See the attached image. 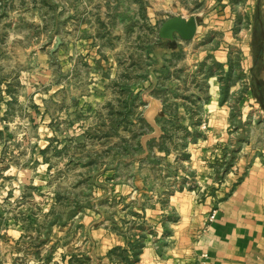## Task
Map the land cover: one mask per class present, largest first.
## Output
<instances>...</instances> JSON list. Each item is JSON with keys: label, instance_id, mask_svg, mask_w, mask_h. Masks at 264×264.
<instances>
[{"label": "crops", "instance_id": "crops-1", "mask_svg": "<svg viewBox=\"0 0 264 264\" xmlns=\"http://www.w3.org/2000/svg\"><path fill=\"white\" fill-rule=\"evenodd\" d=\"M123 1L0 0V45L13 53L31 45L28 69L43 71V85L25 92L39 125L26 166L76 175L64 185L75 195L47 196V176L37 183L22 165L7 167L0 264H198L202 253L209 264H264V49L254 67L252 48L259 24L264 48L259 0L232 3L241 22L234 0H204L202 19L170 16L197 22L178 61L174 41L142 31L150 12L182 11L178 0ZM233 47L247 63L238 74L245 79L227 86ZM241 90L234 118L230 103ZM152 98L164 107L163 135L144 155L140 141L152 130L142 115Z\"/></svg>", "mask_w": 264, "mask_h": 264}, {"label": "rangeland", "instance_id": "rangeland-1", "mask_svg": "<svg viewBox=\"0 0 264 264\" xmlns=\"http://www.w3.org/2000/svg\"><path fill=\"white\" fill-rule=\"evenodd\" d=\"M111 0V3H119V4H126L127 1L123 0ZM134 1V0H132ZM58 4L57 2H55ZM134 3V2H133ZM178 3L180 5V8L182 11H170L168 13H152L150 12V17L144 18L142 31H145L147 35L153 36L154 39H157V31L159 28V25L161 22H164L167 18H169L172 15L175 14H183L184 16L191 15H198V19H202V14L204 16L208 13V5H205L204 0H178ZM237 4L236 1L229 2L228 5L234 10L233 14L235 17V21L237 22L238 19L241 22V18L239 17V13L237 11V7L234 4ZM138 4V3H136ZM241 4V3H239ZM259 10L264 12V0H259L258 2ZM53 5V4H52ZM240 6V5H237ZM206 10V11H205ZM145 15V12L144 14ZM264 18V15H263ZM53 25H56L58 23V20L52 19ZM147 23V24H146ZM238 27H242L241 23L236 26L234 25L233 29L236 30ZM249 28L246 26L245 30L247 31ZM138 31V30H137ZM235 32V31H234ZM210 35V34H209ZM207 35V36H209ZM195 36H198L196 33ZM236 39V37H235ZM174 42L175 48L177 49V58L176 61L181 60L184 57L185 47L189 46V42H181L180 39L177 37L175 38ZM57 43V42H56ZM182 43V44H181ZM191 43V42H190ZM178 44V45H177ZM29 44H19L15 45L16 50L19 49V52H16L14 50L10 49L11 45H0V50H3L4 54L2 57H0V179L2 178V174L6 175L9 179H11L10 174H13L9 171H6L7 167H21L27 168L30 170L28 171V175L31 177V179H35L37 183H43L44 178L47 176L50 181L49 184H47L46 189H43L41 192L48 193L47 196H49V193L57 191L59 194L64 195H75L74 189L66 188L64 186L67 183H73V181L76 178L75 173H63L61 171L56 172L55 170L49 175L48 172H45L41 162L39 163L36 161L34 162V166H26L25 161L28 159L26 158L27 153L31 151V148L35 146L38 140H35L36 134L38 131V124L33 123L32 117H34L35 111H31V107L28 105L27 97H25L27 92V86L30 84V89H36L38 88L37 85L41 86L43 85V71L35 69V71L32 69H28V63L29 61L25 58V55L23 54V49L29 48ZM38 46V44H36ZM42 50L44 48L48 49H54L56 50L59 47V44H51V45H41ZM201 46V45H200ZM50 51V50H49ZM240 52L236 50L235 47H233L231 50H229V60H228V70L229 73L231 70H233V74L230 75L229 73H226L224 76V84L227 86H230L231 81L233 80H243L245 79L244 76H239V71L241 67H246L244 61L240 56ZM13 57V58H12ZM35 62V61H34ZM50 63H52L55 67V71L53 72V75H55V78L52 80L58 81L59 75H58V65L59 60L55 57L49 60ZM139 61H133V63H137ZM166 62V61H165ZM168 62L171 63L170 60ZM33 63V61H31ZM35 63H38V66L40 64H44V59L39 58L36 60ZM37 66V67H38ZM139 70V64L137 63L135 66ZM30 81V82H29ZM189 79L186 78L185 81H183L184 87L186 86V82H188ZM194 81H197V77L194 78ZM199 81V80H198ZM36 83V84H35ZM182 84V83H181ZM5 89V91H3ZM186 91V88L184 89ZM181 93H186V92ZM242 90L237 94V97H234L231 100V108L233 111V117H237V112L235 105L238 104V101L241 98ZM187 95V93H186ZM31 96V95H30ZM32 98V96H31ZM38 98V97H37ZM182 100V99H181ZM30 110V111H29ZM53 110V109H52ZM56 111L57 109L54 108ZM54 114V113H53ZM233 118V119H234ZM252 120H254L252 118ZM182 124L175 123L173 127H171V130L174 131V129L178 130L176 127H181ZM195 126V125H194ZM182 127H187L186 124ZM144 130V128L142 127ZM142 129H138L142 132H144ZM55 130H59V125H56ZM241 130V129H239ZM114 128L111 126V133L113 134ZM240 133V131H239ZM247 130H244L243 134H246ZM240 135V134H239ZM246 137V136H245ZM177 144V142H176ZM179 144V143H178ZM174 147V146H173ZM56 159L59 157H55ZM59 163V161H57ZM39 166V168H38ZM39 169V170H37ZM37 170V171H36ZM6 171V172H5ZM68 176V177H67ZM24 178V177H21ZM8 179V180H9ZM6 180V179H4ZM4 190V189H3ZM32 193V188H25L24 192ZM1 192V191H0ZM5 192V190H4ZM36 196L40 195L37 193V191H33ZM41 197L43 194L40 195ZM39 196V197H40Z\"/></svg>", "mask_w": 264, "mask_h": 264}, {"label": "water", "instance_id": "water-1", "mask_svg": "<svg viewBox=\"0 0 264 264\" xmlns=\"http://www.w3.org/2000/svg\"><path fill=\"white\" fill-rule=\"evenodd\" d=\"M197 32V22L194 16L184 19L179 16H174L164 21L158 30V37L165 42H173L176 37L182 41H191ZM164 107L160 100L152 98L145 107L142 118L145 123L151 128V133L143 135L140 145L147 154V144L149 141H159L163 135L161 127L158 125V118L163 115Z\"/></svg>", "mask_w": 264, "mask_h": 264}, {"label": "trees", "instance_id": "trees-1", "mask_svg": "<svg viewBox=\"0 0 264 264\" xmlns=\"http://www.w3.org/2000/svg\"><path fill=\"white\" fill-rule=\"evenodd\" d=\"M258 20H259V18L257 16V20L256 21H258ZM262 36H263V30H262V26L259 24V27H257L255 32H254V40H253V43H252L253 56H254L253 57V65H254V67H261V65H262L261 54H262L263 49H264L263 48V44L260 42ZM253 85L254 86H258V84L256 83L255 78H253Z\"/></svg>", "mask_w": 264, "mask_h": 264}, {"label": "built area", "instance_id": "built-area-1", "mask_svg": "<svg viewBox=\"0 0 264 264\" xmlns=\"http://www.w3.org/2000/svg\"><path fill=\"white\" fill-rule=\"evenodd\" d=\"M214 218H215V212H213L212 215L210 216L209 224H211L213 222ZM198 264H209L208 263V255L206 253H202L199 255Z\"/></svg>", "mask_w": 264, "mask_h": 264}]
</instances>
